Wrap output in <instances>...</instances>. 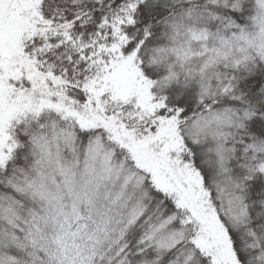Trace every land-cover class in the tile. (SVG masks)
Here are the masks:
<instances>
[{
	"label": "snow or ice",
	"instance_id": "6c2138e0",
	"mask_svg": "<svg viewBox=\"0 0 264 264\" xmlns=\"http://www.w3.org/2000/svg\"><path fill=\"white\" fill-rule=\"evenodd\" d=\"M0 264H264V0H0Z\"/></svg>",
	"mask_w": 264,
	"mask_h": 264
}]
</instances>
